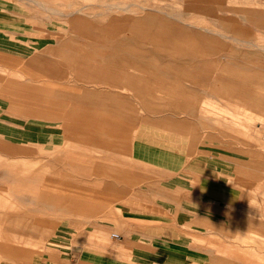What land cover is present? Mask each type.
I'll return each mask as SVG.
<instances>
[{
  "label": "rangeland",
  "instance_id": "1",
  "mask_svg": "<svg viewBox=\"0 0 264 264\" xmlns=\"http://www.w3.org/2000/svg\"><path fill=\"white\" fill-rule=\"evenodd\" d=\"M262 10L264 0H0V136L19 151L0 159V264H41L53 244L65 264H194L172 245L197 248L201 264H264ZM173 32L185 37L161 38ZM151 123L215 158L237 204L133 161L126 137ZM111 137L113 148L96 145Z\"/></svg>",
  "mask_w": 264,
  "mask_h": 264
},
{
  "label": "crops",
  "instance_id": "2",
  "mask_svg": "<svg viewBox=\"0 0 264 264\" xmlns=\"http://www.w3.org/2000/svg\"><path fill=\"white\" fill-rule=\"evenodd\" d=\"M199 9H202V4L198 6ZM262 20L264 21V10L261 11ZM149 18L146 17V20L140 22L148 23ZM79 25V24H78ZM81 26H84L85 31L87 32L86 36L89 32V24L86 22L81 23ZM133 26V25H132ZM131 26V27H132ZM135 31V30H134ZM138 33V31H135ZM99 37L104 38L106 36H102L101 33L96 34ZM101 35V36H100ZM161 35V34H160ZM98 37V36H97ZM185 37L181 32H173L172 35L162 34L161 38L163 40L177 39V38ZM91 38V37H90ZM41 72L40 74H42ZM45 73V72H44ZM253 84L251 82H246L245 84ZM263 85L257 84V88H263ZM151 130H146L145 132L139 131L131 137H126V144L128 153L130 154L133 161L143 164L145 166H149L159 170L161 173L166 175H176L180 177V179L186 181H196L198 194L207 200L216 202L217 200L227 204V205H235L238 202V194L236 193L234 187L230 184L222 183L217 180L216 172L218 170L216 165L215 158L209 157L208 162L205 159H202L199 155L195 158L193 157V150L188 149L185 150L183 146L177 145L174 146L169 142L167 138H165V131L160 126L149 124ZM156 128V129H155ZM155 129V130H154ZM167 137V136H166ZM116 138H109V143L106 144V139L102 138L101 143L96 142V145L101 144L103 147L111 146L113 148V142ZM113 150H111L112 152ZM19 154L18 149L12 147L8 142L4 140L3 137L0 136V159H5V161H13V157ZM17 158V157H15ZM98 170V169H97ZM106 170V168H103ZM102 171V170H99ZM120 175V174H119ZM199 179H197V177ZM111 179H117V175H110ZM130 177L131 185L136 184L133 180H137L136 174L128 175ZM133 182V184H132ZM108 188L114 189V186L107 185ZM115 193V192H114ZM120 194V192H119ZM80 195V194H79ZM121 195V194H120ZM82 202V200H80ZM85 201V200H84ZM184 201H190V196H184ZM253 222V221H249ZM248 222V223H249ZM254 223V222H253ZM8 231L13 232L10 226H8ZM18 231V230H17ZM16 232V231H15ZM113 237V235H112ZM54 246L46 247L43 250V257L41 264H65V256L64 249L65 246L62 244H53ZM171 249L176 250L180 253V258L191 259L194 264H201L203 261L207 260L206 256L196 252L197 248L185 247V246H170ZM136 249V248H134ZM144 249V248H139ZM144 250H147L146 248ZM50 251L56 254H53L54 257L50 256ZM44 261V262H43Z\"/></svg>",
  "mask_w": 264,
  "mask_h": 264
},
{
  "label": "built area",
  "instance_id": "3",
  "mask_svg": "<svg viewBox=\"0 0 264 264\" xmlns=\"http://www.w3.org/2000/svg\"><path fill=\"white\" fill-rule=\"evenodd\" d=\"M113 237H115L116 239L120 238V236L118 234H113Z\"/></svg>",
  "mask_w": 264,
  "mask_h": 264
}]
</instances>
